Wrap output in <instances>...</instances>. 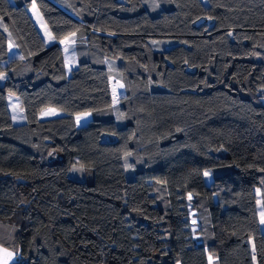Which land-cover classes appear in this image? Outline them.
<instances>
[{"label": "trees", "instance_id": "trees-1", "mask_svg": "<svg viewBox=\"0 0 264 264\" xmlns=\"http://www.w3.org/2000/svg\"><path fill=\"white\" fill-rule=\"evenodd\" d=\"M0 77L12 264H264V0H0Z\"/></svg>", "mask_w": 264, "mask_h": 264}, {"label": "rangeland", "instance_id": "rangeland-1", "mask_svg": "<svg viewBox=\"0 0 264 264\" xmlns=\"http://www.w3.org/2000/svg\"><path fill=\"white\" fill-rule=\"evenodd\" d=\"M205 1V0H204ZM67 38V39H66ZM61 41H65L64 43H61ZM71 41H73V36H68V37H65V38H63L62 40H60V45H61V47H62V49H63V53H64V60H65V68H66V71L69 73L70 72V68L71 67H73L74 66V63H75V61H74V58H73V51H72V49L70 48L71 46ZM66 49H67V51H66ZM17 105H16V103H12L11 104V109H12V113H13V118H14V120H17L18 119V117H19V114H18V111H17V107H16ZM47 113H49V115H55L56 114V111L54 110V113L55 114H52V112L50 111V110H48V111H46V112H44L43 114H47ZM207 173H208V171H206ZM206 178H207V181L208 180H210V176L209 175H207L206 176ZM191 196H189L188 197V199L190 198ZM187 206L190 208V203L188 202L187 203ZM190 225H191V231H193V234H192V237L194 238V239H196V238H198L197 237V234L194 232L195 230H196V223H197V219H196V217H195V213H194V211L193 210H191L190 209ZM259 216H260V221H262V218H263V216H262V212H261V210H260V208H259ZM0 249H5V248H2V247H0ZM9 251V250H8ZM9 252H11V251H9ZM13 253V252H12ZM2 259H3V253H2V257H1V254H0V261H2ZM13 260H14V255H13V257L8 261V264H12L13 263Z\"/></svg>", "mask_w": 264, "mask_h": 264}, {"label": "crops", "instance_id": "crops-1", "mask_svg": "<svg viewBox=\"0 0 264 264\" xmlns=\"http://www.w3.org/2000/svg\"><path fill=\"white\" fill-rule=\"evenodd\" d=\"M72 68V67H71ZM70 68V70H71ZM66 69V68H65ZM67 72V71H66ZM70 73V72H69ZM67 72V74H69ZM7 101H8V107H9V111H10V114L11 116L13 117V113H12V109H11V104L12 103H16V109L18 111V114H19V117L18 119L20 120L21 118V114H22V108L20 107L19 105V101H18V98L13 96V95H10L8 94L7 95ZM48 110H55L56 111V114L55 115H49V113L47 114H43L44 112L48 111ZM63 113L55 108H52V107H47V108H44L42 109L38 114H37V118L39 120H45V119H49V118H53V117H56V116H60L62 115ZM77 117H81V119L78 121L77 120ZM91 119V114L89 112H84V113H79V114H75L74 115V121H75V124L76 126H83L85 125L89 120ZM21 121V120H20ZM259 219H260V216H259ZM1 247V246H0ZM3 248V247H2ZM1 254V257H2V252H0ZM214 260L215 258L212 257L211 255L208 256V263L209 264H215L214 263Z\"/></svg>", "mask_w": 264, "mask_h": 264}, {"label": "snow or ice", "instance_id": "snow-or-ice-1", "mask_svg": "<svg viewBox=\"0 0 264 264\" xmlns=\"http://www.w3.org/2000/svg\"><path fill=\"white\" fill-rule=\"evenodd\" d=\"M73 36L75 35V33L72 34ZM67 39V38H66ZM65 41H61V43H64ZM71 43H74V41H71ZM67 51V49H66ZM3 77H0V79H2ZM52 112V114L54 113V110H50ZM81 119V117H77V120L79 121ZM205 176L209 175V173L205 172L204 173ZM262 223H264V219H262L261 221ZM0 252L3 253V259L2 261H0V264H8V261L13 257L14 253L9 252L7 249H0Z\"/></svg>", "mask_w": 264, "mask_h": 264}, {"label": "water", "instance_id": "water-1", "mask_svg": "<svg viewBox=\"0 0 264 264\" xmlns=\"http://www.w3.org/2000/svg\"><path fill=\"white\" fill-rule=\"evenodd\" d=\"M206 21L207 20L204 19V18L198 19V20L195 21L194 26L197 27L198 25H200V24H202V23H204Z\"/></svg>", "mask_w": 264, "mask_h": 264}]
</instances>
